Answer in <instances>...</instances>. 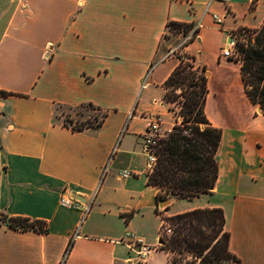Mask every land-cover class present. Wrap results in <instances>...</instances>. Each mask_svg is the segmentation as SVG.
Segmentation results:
<instances>
[{"label":"crops","instance_id":"crops-1","mask_svg":"<svg viewBox=\"0 0 264 264\" xmlns=\"http://www.w3.org/2000/svg\"><path fill=\"white\" fill-rule=\"evenodd\" d=\"M170 21L199 26L174 44ZM263 21L264 0H0V214L46 224L0 219V264H171L161 216L206 207L223 210L232 264H264V112L240 61L220 54L228 33ZM181 51L205 70L217 177L209 192L165 208L147 181L143 136L156 113L172 126L163 82ZM85 105L100 123L73 129L65 117L81 115L60 109ZM61 195L89 209L82 216ZM126 231L156 246L146 261L121 241Z\"/></svg>","mask_w":264,"mask_h":264},{"label":"trees","instance_id":"trees-1","mask_svg":"<svg viewBox=\"0 0 264 264\" xmlns=\"http://www.w3.org/2000/svg\"><path fill=\"white\" fill-rule=\"evenodd\" d=\"M167 26L179 33L182 26L186 32L189 24L170 21ZM234 33L238 51L235 60L240 61L246 93L264 112V21L258 28L241 27ZM206 80L203 67L194 69L190 63L180 61L163 82L165 102L176 101L178 95L184 99L178 101L181 119L157 140L153 146L155 161L146 171L148 183L158 188L157 203L170 197L191 199L214 186L220 130L210 124L204 113ZM176 89L182 93H176ZM77 120L65 119L73 129L94 124H77ZM99 123L100 120L96 124ZM163 217L172 226L173 234L161 235L160 224L159 245L171 252V264H232L237 260L229 250V232L220 207L195 208ZM0 219L13 228L46 230V224L39 220L3 214Z\"/></svg>","mask_w":264,"mask_h":264},{"label":"built area","instance_id":"built-area-1","mask_svg":"<svg viewBox=\"0 0 264 264\" xmlns=\"http://www.w3.org/2000/svg\"><path fill=\"white\" fill-rule=\"evenodd\" d=\"M221 2H225L226 0H219ZM229 10L227 7L224 8V13L227 14ZM214 20L216 23L221 24L223 22V16H220L216 13L212 14ZM199 23L192 24L186 32H179L181 35L182 39L179 44H183L191 39L194 38L196 29L198 28ZM236 41H237V35L234 32L228 33L227 40L224 42V44L221 46V51L220 54L224 57H231L235 58L237 56L238 51L236 48ZM176 48H172L170 52H174ZM179 61L182 62H188L190 63L194 69H199L198 65L195 63L194 58L189 56L186 52L181 51L179 53ZM180 90V89H179ZM181 119V115L177 113L176 118H174L172 125L175 122H178ZM170 128L165 126V123L162 119L161 114L156 113L152 115L146 125L144 136H143V147L144 151L146 153L147 157V162H146V167L147 170L151 168L155 161V155L153 153V146L156 144L157 140L160 139L161 137H164L170 130ZM114 152V147L111 150V155ZM104 170H106V165L104 166ZM120 175L123 177H127L131 175V172L128 170H122L120 172ZM60 205L62 206H67V207H74V208H79L82 211V216L85 215L87 210L89 209V204L84 202H81L79 198L76 197H67L64 195H61L59 198ZM164 215L161 216V229H160V234L164 235L165 231L167 233L170 232V228H165V224L167 223L165 218L163 217ZM165 230V231H164ZM121 241L127 245L129 250L133 251L136 253V258L139 262H144L148 258L150 252L156 247L155 245H150L145 243L140 237L135 235L132 231H126L121 238Z\"/></svg>","mask_w":264,"mask_h":264},{"label":"rangeland","instance_id":"rangeland-1","mask_svg":"<svg viewBox=\"0 0 264 264\" xmlns=\"http://www.w3.org/2000/svg\"><path fill=\"white\" fill-rule=\"evenodd\" d=\"M184 29H185V27H183V26L180 27V32L184 31ZM168 30L170 31V33H167V36L171 37L172 40H173V43L176 44L179 41V39H177L174 36H172L173 34H176V32H172V31H175V30L172 27H169ZM186 30H187V28H186ZM176 93L181 94L182 92H180L179 89H176ZM183 99H184L183 96L178 95L176 101L168 103V107H169V110H170L169 111V115L171 117L170 123L173 122L174 118H176V116H177V113H179V111H180L181 105H180V103H178V101L179 100L182 101ZM60 111H62L63 116L65 115V113H67V114L74 113V115L75 114L81 115V116H78V118H80V119L77 120V124H80V121H89V122L95 123V122L99 121L100 117H101V113L98 112L94 107L89 106V105H85V106H82V107H77V108L73 109V111H70V110H68L65 107V108L60 109ZM66 118L70 119L69 116H66L65 119ZM166 227L170 228V232L167 233L164 230L165 231L164 235L166 237H169L170 235L173 234V232L171 230L172 226L169 223H166L164 229H166Z\"/></svg>","mask_w":264,"mask_h":264},{"label":"water","instance_id":"water-1","mask_svg":"<svg viewBox=\"0 0 264 264\" xmlns=\"http://www.w3.org/2000/svg\"><path fill=\"white\" fill-rule=\"evenodd\" d=\"M168 202H169V199H164V200L159 201V205L166 206L168 204ZM159 242H160V240H159Z\"/></svg>","mask_w":264,"mask_h":264}]
</instances>
